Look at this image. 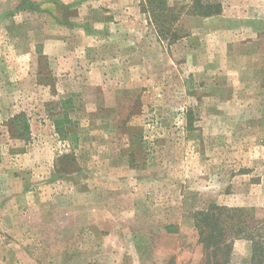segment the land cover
<instances>
[{
    "label": "rangeland",
    "instance_id": "374dc122",
    "mask_svg": "<svg viewBox=\"0 0 264 264\" xmlns=\"http://www.w3.org/2000/svg\"><path fill=\"white\" fill-rule=\"evenodd\" d=\"M142 1L0 0V264H208L195 217L210 204L231 223L217 264L251 260L264 0H210L223 11L209 17L168 0L183 15L164 13L163 34ZM107 59L112 77H87ZM67 98L64 135L47 107ZM20 111L27 140L11 130Z\"/></svg>",
    "mask_w": 264,
    "mask_h": 264
},
{
    "label": "trees",
    "instance_id": "16d2710c",
    "mask_svg": "<svg viewBox=\"0 0 264 264\" xmlns=\"http://www.w3.org/2000/svg\"><path fill=\"white\" fill-rule=\"evenodd\" d=\"M142 3L143 10L146 11L149 19L153 23L155 22L156 26L159 27V34H163L165 32L164 29H160V22L164 19V17H162L164 13H167L166 17H168L170 22H177L181 18V15H183V11L175 10L176 7L168 8V0H143ZM222 11V4L220 2H212L210 0H193V4L187 14L209 17L219 15ZM175 24L176 23H173L167 28L168 31L171 32L172 37L177 36ZM58 103L61 104V111L51 113V109H53L51 107H47V110L53 118V124L55 125L56 130L61 134L65 133L64 135H67V132L70 131V126L75 123L70 116L69 110L67 109L74 107L73 101L71 98L59 99ZM11 124L14 126V129H11L13 133H16L25 140L30 137L31 124L26 111L15 113L11 118ZM217 210H220V212H217ZM226 211V207L210 204L209 209L199 210L197 212V216L195 217V225L199 230L200 241L205 245L207 250H210V252L206 253L207 260L205 261H207L206 263L208 264H210V258L212 255L215 258V261L211 264L219 263L218 254L223 250L226 241L225 237L227 234V226H225V224L227 222L229 225L231 224L228 220L229 215H226ZM242 228L243 227H240L239 231L241 233ZM248 230H251L248 234H251L250 236H252L251 239L253 244V254L248 264H264V221L257 223L251 228L246 226L243 233L248 232Z\"/></svg>",
    "mask_w": 264,
    "mask_h": 264
},
{
    "label": "crops",
    "instance_id": "0c3cea01",
    "mask_svg": "<svg viewBox=\"0 0 264 264\" xmlns=\"http://www.w3.org/2000/svg\"><path fill=\"white\" fill-rule=\"evenodd\" d=\"M48 45L49 44L47 43L46 47ZM46 53L47 54H52L53 56H51V59H54V60H55V58H57L59 56L58 53H56V52L51 53L48 50L46 51ZM54 60H52V63L54 64V66H52V68H54V70L57 71V70H59L60 67L58 65H55V61ZM68 60H70V58H68ZM114 61L115 60H111V59L95 61L94 64H92L93 65L92 66V70L89 71V72L87 71V74H88L87 77H112V74H111V67L112 66L111 65L115 63ZM71 66H72L71 64L68 65L69 68Z\"/></svg>",
    "mask_w": 264,
    "mask_h": 264
}]
</instances>
